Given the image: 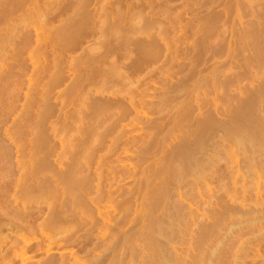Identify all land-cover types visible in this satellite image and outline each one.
<instances>
[{
  "label": "rangeland",
  "instance_id": "374dc122",
  "mask_svg": "<svg viewBox=\"0 0 264 264\" xmlns=\"http://www.w3.org/2000/svg\"><path fill=\"white\" fill-rule=\"evenodd\" d=\"M263 34L264 0H0V264H264L226 134L264 131Z\"/></svg>",
  "mask_w": 264,
  "mask_h": 264
},
{
  "label": "bare ground",
  "instance_id": "6f19581e",
  "mask_svg": "<svg viewBox=\"0 0 264 264\" xmlns=\"http://www.w3.org/2000/svg\"><path fill=\"white\" fill-rule=\"evenodd\" d=\"M257 21H259V20H257ZM257 25V24H256ZM258 25H259V23H258ZM257 25V26H258ZM254 26V25H253ZM258 27H260V26H258ZM250 32V31H249ZM258 34V33H257ZM251 35H253V34H251ZM259 35V34H258ZM264 35V34H263ZM262 35V36H263ZM258 37V36H257ZM260 38V37H259ZM261 38H263V37H261ZM260 38V40H262ZM252 39V38H251ZM253 40V39H252ZM256 40V39H255ZM259 40L257 41L256 40V43H257V45L260 47V45H259V43H261V42H259ZM262 44V43H261ZM254 46L256 47V44H254ZM257 46V47H258ZM262 46V45H261ZM264 46V45H263ZM255 48V54L253 53V55H257L258 54V56H259V54L261 53H258L257 52V49L258 48ZM262 47H260V49H261ZM259 50V49H258ZM260 51H262V53H263V51H264V49H262V50H260ZM257 52V53H256ZM262 53L260 54L261 56H262ZM264 55V54H263ZM256 57L255 59H257V58H259V57ZM263 57V56H262ZM261 57V58H262ZM253 58V57H252ZM260 58V59H261ZM249 59V58H248ZM259 59V60H260ZM254 60V59H253ZM245 61H250L251 62V60H246L245 59ZM257 61V60H256ZM263 61V58L261 59V62ZM233 62V61H232ZM261 62H258V63H261ZM258 63H256V64H258ZM262 63H264V62H262ZM244 64V63H243ZM234 65V64H233ZM249 65H251V64H249ZM258 65H260V64H258ZM263 65V64H262ZM248 66V65H247ZM261 66V65H260ZM249 68V67H248ZM250 69V68H249ZM261 72V71H260ZM250 73V72H249ZM248 73V74H249ZM253 74H254V72H253ZM254 76H256V75H254ZM254 78H256V77H254ZM253 78V79H254ZM251 80H252V78H251ZM256 82V81H255ZM260 82V81H259ZM253 90H254V88H253ZM256 92H258V91H256ZM264 92V91H263ZM254 93H255V91H254ZM253 93V94H254ZM260 93H261V91H260ZM250 95H252V94H250ZM258 95H260L259 93H258ZM256 96V97H259V99L261 98L260 96ZM261 95H263V94H261ZM264 96V95H263ZM262 96V97H263ZM254 98V97H253ZM256 100V99H255ZM254 100V101H255ZM257 100H258V98H257ZM263 100V99H262ZM253 101V102H254ZM252 102V101H251ZM262 102V101H261ZM244 103V102H243ZM248 103H250V102H248ZM254 103H256V102H254ZM258 104V103H257ZM261 104V103H260ZM241 105V104H240ZM264 105V104H263ZM263 105H261V106H263ZM245 106H246V104H245ZM245 106H244V108H245ZM237 107V106H236ZM248 107V106H247ZM251 108H252V106H250ZM257 107H258V105H257ZM241 108H243L242 106H241ZM264 108V107H263ZM246 109V108H245ZM252 109H254V108H252ZM257 109V108H256ZM262 109V108H261ZM263 110V109H262ZM248 111H249V109H248ZM242 113V112H241ZM247 113V112H246ZM246 113H244V115L246 116ZM250 113H252V110H251V112ZM250 113H247V116H246V118L248 119V118H250L251 116H252V114H251V116H250ZM254 113V112H253ZM256 114V113H255ZM239 115H240V113H239ZM244 115H243V113H242V116H239V117H243L244 118V120L246 119L245 117H244ZM257 114H256V116L253 114V117H251L250 118V120H252V123H255L256 125H258V121H260V119H257L258 121H256V119H255V117L257 118ZM263 116V115H262ZM259 118V117H258ZM263 118V117H262ZM247 119L245 120V121H247ZM253 119H254V121H253ZM230 120V119H229ZM236 120H238V119H236ZM242 119H240V121H241ZM249 120V119H248ZM249 120V121H250ZM263 120V119H262ZM239 121V120H238ZM239 121V122H240ZM249 121H247V122H249ZM251 122V121H250ZM249 122V123H250ZM215 123V122H214ZM234 123V122H233ZM229 124V126L227 127V133L226 134H228V137H231V138H233L234 139V141H235V144H238V147L241 145V146H243L244 145V147L245 146H247L246 148H247V150H250L249 152L251 153H253V154H256V153H258L259 151V153H260V156H259V153L257 154L259 157H261V155L263 156L264 155V151H263V149H264V141H263V139H261V137L263 136L264 137V133H263V135L262 134H260V136H259V133L262 131V132H264L263 130H261V131H259V128L257 127V128H253V125H252V127L250 128V126H248L249 127V129L247 130V129H245V128H247L246 126H247V124L246 125H244L245 126V128H244V126H242L241 124H236V123H238V122H236L235 121V123L234 124ZM240 123H242V122H240ZM260 123V122H259ZM261 124V123H260ZM208 125V124H207ZM250 125V124H249ZM261 125H263L264 126V123H262ZM205 126H206V123H205ZM262 126V127H263ZM219 128V127H218ZM207 129V128H206ZM216 129V128H215ZM199 132V131H198ZM202 132H203V130H202ZM224 133V132H223ZM210 134V133H209ZM224 135V134H223ZM227 136V135H226ZM231 140V139H230ZM234 141H233V144H234ZM260 142H261V145H260ZM201 143V142H200ZM240 146V147H241ZM237 147V148H238ZM263 147V148H262ZM242 148V147H241ZM245 148V149H246ZM260 149H262V150H260ZM240 151H242V150H240ZM261 152L263 153V154H261ZM247 154V153H246ZM186 155V154H185ZM195 155V154H194ZM250 157V156H249ZM248 157V158H249ZM189 159L190 158H188V161H189ZM252 159V158H251ZM255 158H253V160H254ZM264 159V158H263ZM256 160V159H255ZM187 161V160H186ZM187 161V162H188ZM204 161V160H203ZM249 161V160H248ZM251 161V160H250ZM190 162V161H189ZM196 162H198V161H196ZM255 163H256V161H254ZM194 163V162H193ZM193 163H192V166L194 167V165H193ZM188 164H190L191 165V163H188ZM253 164V163H252ZM184 165H186V162L184 163V161H183V164H182V161H181V163L179 162V164H178V166H176V168L174 167V166H172V167H174L175 169H174V171L172 172L171 171V173H174V175H175V173H178V174H180L183 170L185 171V173L187 172L188 173V170L189 169H187L186 167H188L189 168V166H186V167H184ZM202 165V164H201ZM192 166H190V168L192 167ZM203 167V166H202ZM197 168V167H196ZM195 168V169H196ZM192 169V168H191ZM190 169V170H191ZM168 170V169H167ZM172 170H173V168H172ZM192 171V170H191ZM195 171V170H194ZM167 172V171H166ZM190 172V171H189ZM196 172H197V170H196ZM169 173H170V171H169ZM184 172H182V174H183ZM193 173V172H192ZM192 173H189V174H192ZM165 174V173H164ZM181 174V175H182ZM166 176L168 175V172H167V174H165ZM184 175V174H183ZM160 176H162V175H160ZM164 176V175H163ZM169 176H171V174L169 175ZM186 176V175H185ZM185 176H184V178H185ZM165 177V176H164ZM168 177V176H167ZM170 178V177H169ZM168 178V179H169ZM175 178V177H174ZM164 179H167V178H164ZM164 179L161 177V181L163 182L164 181ZM166 181V180H165ZM177 181V180H176ZM185 181V180H184ZM167 183H168V181H167ZM166 183V185H168ZM169 184H170V182H169ZM168 188H169V186H167ZM160 193V192H159ZM162 193V192H161ZM261 195V194H260ZM165 196V195H164ZM159 197V196H158ZM263 198V197H262ZM162 199V198H161ZM165 199V198H164ZM159 200V199H158ZM262 200H264V199H262ZM23 201V200H22ZM161 201V200H160ZM260 201V200H259ZM264 202V201H263ZM156 203V202H155ZM155 203H153V204H155ZM161 203V202H160ZM24 205V204H23ZM259 207H260V205H259ZM258 207V208H259ZM20 209H18V211H19ZM21 212V211H20ZM54 213V212H53ZM257 213V212H256ZM20 214V213H19ZM8 215V214H7ZM18 215V214H17ZM25 217V216H24ZM27 217V216H26ZM15 218H18V217H16L15 216ZM49 218H51L50 216H49ZM27 219V218H26ZM47 219V218H46ZM15 221H17L16 219H14ZM24 220V219H23ZM22 220L20 219V222H21ZM48 221H49V219H48ZM57 221H58V219H57ZM1 222V221H0ZM22 223V222H21ZM25 223V222H24ZM23 223V224H24ZM55 222H53V224H54ZM1 224V223H0ZM19 224V223H18ZM27 224V223H26ZM6 225L8 226V224L6 223ZM55 225L56 224H54V225H50V226H54V228H55ZM58 225H60V224H58ZM19 226V225H18ZM158 226V225H157ZM3 227V226H2ZM21 227H23V226H21ZM25 227H26V229H27V226L25 225ZM32 227V226H31ZM41 227V226H40ZM56 227H58V226H56ZM61 227V226H60ZM29 228V227H28ZM52 228V227H51ZM59 228V227H58ZM156 228V227H155ZM37 229H38V227H37ZM37 229H36V231H37ZM159 229V228H158ZM0 230H1V227H0ZM2 230H3V228H2ZM21 230H23V229H21ZM30 230H31V228H30ZM41 230V229H40ZM53 230H55V229H53ZM56 230H58L57 228H56ZM161 230V229H160ZM27 231V230H26ZM34 231H35V229H34ZM22 232V231H21ZM24 232V231H23ZM32 232V231H31ZM38 232V231H37ZM53 232V231H52ZM57 232H61V231H56V233ZM26 233V232H25ZM32 233H34V232H32ZM31 233V234H32ZM42 233V232H41ZM40 233V234H41ZM55 233V232H54ZM1 234V233H0ZM36 234H39V232L38 233H36ZM35 235V234H34ZM33 235V236H34ZM54 235V234H53ZM0 237H1V235H0ZM35 237H36V235H35ZM37 238V237H36ZM53 238V237H52ZM65 238V237H64ZM68 238V237H67ZM61 239V238H60ZM66 239V238H65ZM64 240V239H63ZM252 241V240H251ZM24 243H26L25 241H24ZM30 243V242H29ZM23 245H25V244H23ZM22 245V246H23ZM40 246V245H39ZM64 246V245H63ZM18 248V247H17ZM27 248V247H26ZM28 250H29V248H27ZM18 252V251H17ZM26 252V251H25ZM46 252H48L47 250H46ZM17 254V253H16ZM160 255V254H159ZM163 255V254H162ZM20 256V255H19ZM24 258V257H23ZM50 258V257H49ZM52 258V257H51ZM53 258H54V256H53ZM55 258H56V256H55ZM59 259V258H58ZM49 260V259H48ZM57 260V259H56ZM55 260V261H56ZM51 262H52V259H51ZM24 263V262H23ZM49 263V262H48ZM43 264H45V263H43ZM52 264H56V263H52Z\"/></svg>",
  "mask_w": 264,
  "mask_h": 264
}]
</instances>
